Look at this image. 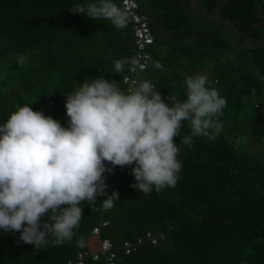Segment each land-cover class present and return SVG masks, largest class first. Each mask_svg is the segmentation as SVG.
I'll list each match as a JSON object with an SVG mask.
<instances>
[{
    "label": "trees",
    "instance_id": "trees-1",
    "mask_svg": "<svg viewBox=\"0 0 264 264\" xmlns=\"http://www.w3.org/2000/svg\"><path fill=\"white\" fill-rule=\"evenodd\" d=\"M199 1L211 13L219 8L222 20L198 15L194 0H141L155 44L138 80H151L171 104L186 99V77L205 74L207 86L227 101L217 118L220 134L184 145L181 138L191 132L183 122L174 138L182 163L174 188L140 192L131 187L136 181L127 166L105 175L109 190L93 209L81 204L84 217L70 242L54 246L49 238L37 250L22 243L19 232L0 230V264H69L89 249L93 228L103 222L101 238L120 250L118 264H264V0ZM90 2L0 0V74H7L0 79V123L28 105L67 127V94L85 79L102 76L126 90L113 61L134 58L132 23L117 29L69 11ZM17 53L28 57V65H17ZM113 192L119 197L104 210L101 204ZM147 231L157 244L147 241L129 255L121 249ZM81 236L85 243L78 247Z\"/></svg>",
    "mask_w": 264,
    "mask_h": 264
},
{
    "label": "clouds",
    "instance_id": "clouds-1",
    "mask_svg": "<svg viewBox=\"0 0 264 264\" xmlns=\"http://www.w3.org/2000/svg\"><path fill=\"white\" fill-rule=\"evenodd\" d=\"M69 11L108 20L117 29L129 21L115 0H93ZM15 59L19 67L29 63L24 53ZM113 64L125 83V65L129 72L144 67L128 57ZM153 67L162 68L159 62ZM184 84L186 99L169 104L151 80L133 81L122 90L102 76L85 79L67 94V127L31 106L18 107L0 123V230L19 232V240L37 250L49 238L54 246L72 241L84 217L81 204L95 207L96 198L105 195V172L117 166L130 167L136 181L131 187L145 194L174 188L182 169L174 138L183 122L191 135L183 136L181 144L191 146L192 137L215 139L222 129L217 118L227 104L217 89L207 86L205 74L188 76ZM118 197L113 192L103 209H111ZM84 243L81 236L77 246Z\"/></svg>",
    "mask_w": 264,
    "mask_h": 264
},
{
    "label": "built area",
    "instance_id": "built-area-1",
    "mask_svg": "<svg viewBox=\"0 0 264 264\" xmlns=\"http://www.w3.org/2000/svg\"><path fill=\"white\" fill-rule=\"evenodd\" d=\"M122 7L126 9L129 17V21L132 23L134 43L136 48V54L134 58L138 60L140 65H143V69L137 68L135 72H129L127 76L129 80L127 83L123 82L126 86V90L133 83L138 80V76L148 70L152 59V46L155 44V35L151 28V20L147 14L141 11V0H122ZM210 83V82H209ZM211 84V83H210ZM107 167H112L110 164H106ZM121 170V167L117 166L112 169L111 173ZM109 174L105 172L104 175ZM109 187L106 188V191ZM98 203L96 198L95 204ZM108 225V222H103L100 226L93 228L91 232L92 237H97V248L86 251H80L77 254L75 260H71L69 264H92L93 261H99L101 258L105 259V264H118L120 250L115 246L113 241L109 238H101V227ZM150 241L152 244H157V237L151 232L147 231L144 235L138 237L135 241L126 240L123 242L121 249L126 254H131L139 245Z\"/></svg>",
    "mask_w": 264,
    "mask_h": 264
},
{
    "label": "rangeland",
    "instance_id": "rangeland-1",
    "mask_svg": "<svg viewBox=\"0 0 264 264\" xmlns=\"http://www.w3.org/2000/svg\"><path fill=\"white\" fill-rule=\"evenodd\" d=\"M225 0H222L221 3H224ZM192 7L193 9L197 12L198 15L200 16H210L214 19H217V20H222V15L219 11V8H217L213 13L207 11L201 4V2L199 0H194V2L192 3ZM229 28L231 29L232 32H235L236 33V29L235 27H233L232 25H228ZM248 45H250L249 42H247Z\"/></svg>",
    "mask_w": 264,
    "mask_h": 264
},
{
    "label": "crops",
    "instance_id": "crops-1",
    "mask_svg": "<svg viewBox=\"0 0 264 264\" xmlns=\"http://www.w3.org/2000/svg\"><path fill=\"white\" fill-rule=\"evenodd\" d=\"M97 241V237H90L88 240V248H90L91 250H95L97 248Z\"/></svg>",
    "mask_w": 264,
    "mask_h": 264
}]
</instances>
